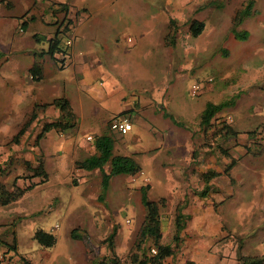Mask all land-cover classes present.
Here are the masks:
<instances>
[{
    "label": "rangeland",
    "instance_id": "1",
    "mask_svg": "<svg viewBox=\"0 0 264 264\" xmlns=\"http://www.w3.org/2000/svg\"><path fill=\"white\" fill-rule=\"evenodd\" d=\"M5 1L8 2L7 10L11 15L24 13L25 5L23 3H28L30 6L28 13L34 15L36 24L45 25L44 20L50 18L49 20L52 22L50 25H55L61 18L60 12L54 13V15H45L48 13L46 6L43 8V15H40L36 7L38 5H34L32 0ZM170 1L177 3L181 0ZM227 1L230 0H213L214 11L209 13L212 21L204 19V27L196 35L188 33L187 24L189 17H191L187 16L188 11L183 12L182 18H178L179 12H172L171 19L173 22L166 28L167 30L169 28L175 29V38L176 34L178 35L177 42L168 45L170 46L169 50L157 43L156 32L159 28L157 25L156 28L153 27L148 32L147 37L150 39H145L147 43L144 42L143 45V42L141 43L135 35L134 45L129 47V51L126 52L125 36L130 35L129 33L132 34L134 32L132 27L135 26L128 16L129 13L124 12L123 8L117 10L122 19L121 23L109 32V35L105 37L106 40L102 43L108 45L110 49L116 47L122 53H131L136 61L123 59V54L117 56L115 60L112 55L109 56L110 64L113 63L117 66L120 79L116 77L118 80L117 91L109 92L106 88L103 99H98V101H100L101 106L104 105L109 110L120 108L115 114H122V107L135 106L136 93L134 90L151 87L148 94L151 98L150 109L147 107L144 111L139 110L140 112L136 115L134 114L136 110L129 113L125 112L129 117L131 128L123 134L116 132L112 135L113 152H122L123 149L127 153L136 151L133 153V158L140 165L142 174L132 180L130 176L128 177L127 174L123 173L111 175L105 194L99 199L94 197L100 192L97 188L99 181L98 177L95 176L96 170L86 174L88 176L87 181L75 184L78 175L73 173L78 171L74 169V159L76 157L80 159L82 155L79 154L81 152L72 149V141L77 144L91 143V140H85V135L98 132V127L90 124L92 116L80 115V111L76 108L78 123L75 130L73 129L71 133H58L52 129L47 131L39 141L37 149H40L42 154L39 153L38 156H41L43 167L47 172L46 181L41 182V184L38 183L6 206L0 205V209L3 211L0 220L8 223H11L12 220L15 221L13 222L15 248L14 245H11V232L4 229L0 230L1 239H5V241L9 239L7 243L0 240V264H92L111 255L108 244L103 238L113 226L116 229L112 246L115 256L122 264H134L129 260L131 252L142 256L143 253L147 254L145 250L143 252L144 247L153 246L149 238L142 241L141 246H144L142 249L136 246L137 239H139L138 227L144 215L138 186L142 181H146L145 179L142 180V177L146 176L151 185L147 192L149 199L156 200L158 196L166 194L169 184L160 179L157 171L154 172L158 169L156 162L162 158L172 157L171 151L179 153L186 145L190 149L194 147L186 135L191 132V135L194 136L196 131L201 132V128L197 125L196 116L204 104L207 101L218 102L234 95L233 103L223 106L217 114L220 116L230 114L232 116L230 123L237 130L249 129L255 123L264 121V64H260L261 60H264L260 57L263 50L261 46L264 43L259 40V38H264V0H255L254 10L236 27L248 31L249 36L245 39L226 36V29L217 31L214 25L216 22L214 16H217V13H221L222 18L225 17L226 14L224 15L223 12L229 8ZM232 3L237 2L233 0ZM38 4L46 5L45 2ZM4 13L7 14L4 2H0V50H2L3 55L10 54L7 59H4L5 55L0 58V126L6 125L7 127L8 125L9 128L13 126L15 129L27 110L23 103L16 101L19 99L16 85L5 83L4 78L7 75H17L22 72L21 68L27 59L20 49L24 48L22 44H26V42L19 36L28 35L35 23L30 22L26 29L21 31L19 27L13 26L16 22L15 18L9 21L6 17L8 15H4ZM202 13L204 12L202 11ZM145 14L144 18L147 19V9H145ZM130 16L135 17L136 15L130 13ZM205 16L202 15V17ZM151 23L153 21L149 22L148 28L152 26ZM10 30L13 31L14 37H19L20 42L18 43L21 44V47L18 48L20 49L14 47L16 38L11 40ZM186 33H188L187 38L184 37ZM96 45L100 46V43L96 42ZM96 45L94 44V48ZM156 52L179 54L180 59L178 61H183L184 69L178 68L177 71L170 69L167 75V70L164 69L166 60L154 56ZM45 62L46 73L50 69L47 64L50 61ZM174 62L175 60L171 61L172 65ZM51 63L53 65L54 62ZM121 64L126 66L123 67ZM125 71H127L126 75ZM94 77V74H88L80 80L89 84L94 80ZM97 82L98 78H96L94 85H98ZM52 83L48 82L45 77L37 83L38 85L49 86L43 91H34L38 93L42 101L49 100L50 102L51 96L58 94L59 90L55 87L56 80H53ZM105 84L106 82L102 83L103 86ZM191 84L198 86L195 94L190 93ZM160 85H162L161 91L155 88ZM120 97L122 99L118 100ZM90 98L92 99V97ZM90 104L89 101L87 106ZM109 110H103L100 114L103 113L107 116L110 114ZM148 110L150 113H147ZM163 111L170 113L179 124L172 122L168 116H164ZM242 132L246 133L245 131ZM205 133L210 134L211 130L208 129ZM7 135L0 131V143H11ZM198 140L213 147L207 153L211 157L213 154L214 162L221 166L223 158L220 157V150L224 147V140L221 137L212 139L211 135L198 138ZM170 145L173 147L170 148ZM200 147L201 145L197 146V148ZM250 154L249 157L240 158L237 173L231 176L233 183L238 180L232 189L233 195H229L223 206L214 214V217H210V219L222 218L221 220L229 229L227 231L229 235L226 237L231 244L228 243L221 247L217 243L218 237L223 236V233L210 234L206 232L202 237L203 242L212 238L214 244L211 250L227 252L230 247L234 249L235 255L227 254L225 256L222 253L223 257L227 259L225 264H234V261L238 260L239 254L264 255V214L262 218L259 217L261 210L259 206H262L254 207L246 219L248 206L256 204L255 201L250 203V198L257 200L263 197L260 191L263 189L264 177L261 172L257 173L253 169L264 165V152L258 160L255 157L256 154L253 152ZM7 158L0 155V167L3 170L18 163L14 155H11L10 162ZM104 166L107 170L108 163H105ZM236 167L237 164L231 168L230 172L234 173ZM93 176L96 178L93 180L96 192H93L95 195L89 196L84 191L89 180L94 178ZM60 178L63 180L60 181ZM73 179H75V183ZM240 181H244L241 182L242 185L239 184ZM249 181L255 183L254 189L245 192L248 187L246 182ZM218 194L213 195L215 200H218ZM169 198L171 201L174 199L172 194ZM170 200L165 199V204L160 207L162 210V214H160L162 233L160 241L164 243L167 241L172 243L171 236L174 229L171 215L167 212L170 210ZM166 201L169 204H166ZM206 207L208 208L209 205ZM15 214H18V217H15ZM54 224L56 226L51 233L54 234L55 241L51 246H40L31 237L36 227H41L47 231ZM72 228H76V232L82 236L71 238L69 232ZM176 247H174L173 252L176 251ZM196 249H198L197 245ZM194 250L188 254L201 260L204 264L203 249H200L201 253L198 255ZM20 256L27 263L21 260ZM217 256L218 254L215 252V257ZM214 258L209 260V264L221 263L218 262L217 258L216 260ZM183 263L185 264V262Z\"/></svg>",
    "mask_w": 264,
    "mask_h": 264
},
{
    "label": "crops",
    "instance_id": "2",
    "mask_svg": "<svg viewBox=\"0 0 264 264\" xmlns=\"http://www.w3.org/2000/svg\"><path fill=\"white\" fill-rule=\"evenodd\" d=\"M48 0H32L31 2L38 8V13L40 15H43V8L44 5H39L38 3L45 2L47 4ZM53 1H59L64 2L67 6L66 10V18L70 22V28L69 30L73 34V41L70 47V51L68 54L67 62L64 64V66H59L57 62H54V60L49 57L45 53H39L40 50L45 49L46 42L45 38L50 36L53 32V29L55 28V25H50L52 22L49 19L44 20V24H36L35 18L32 20H26L27 24L25 28H22L21 31H24L27 27V25L32 22L35 23L34 27L32 28L31 32L26 35H18L23 40H25L26 44H22L24 48H18L21 47V44L18 43L20 40L19 37H14L12 35V30H10L11 33V40L16 38L15 40V46L16 48L22 50L23 55L26 57V61L24 62L22 66V72L17 75H7L5 76V83H14L18 89L19 92V99L16 100L17 103H23L26 108V114L23 115V119L18 124L17 128L13 129V126L9 128V126H0V131L5 133L9 138L11 139L12 135L16 132V130L19 128V126L23 123V121L26 119L28 113L32 110V107L37 104L34 112L35 116L30 121V123L26 126V128L22 131V133L18 136L17 141H11V143H0V155L1 157H8L7 160L10 162L11 155L15 156L18 160V163L13 165L9 169L2 170V173H0V182L4 183L7 188H10V183L12 181V178L17 175H23V174H29L30 171L26 169L22 163L23 160H27L30 162L31 165H35L37 163V158L41 157L38 156L39 153H41V150L37 149L39 146V141L41 138L45 136V133L49 130H54L55 132L62 133V132H69L76 128V125L78 123V116L76 112V108L78 109L80 115H89L92 116L90 124L96 125L98 127V132L92 134V139L95 135H99L101 133H109L111 136L115 134L116 132H113L109 129V122L110 119L118 114H115L120 110L119 109H112L109 110L106 106L100 105V101L98 99H103V95L106 93V88L109 92L112 90L117 91V83L118 80L116 77L120 79V76H118V69L117 66L113 63L110 64L109 56H113V59L115 60L117 56L122 55L123 59L133 60L136 61L131 55V53H122L119 48L113 47L112 49L108 48V45L103 44L102 42L105 41V37L109 35V32L115 28V26L119 25L121 23V17L119 16L117 10L119 8H123L122 10L126 13H129L128 16L131 18V22L133 24L132 27L133 33L127 34V36L131 37V41L127 42L126 39H124V42L126 43L125 46L127 48L126 52H128V48L134 45L135 42V35L139 38L140 42H144L145 39L147 40V34L148 32L158 25L159 28L156 32V39L158 45H162L168 50L170 49L168 45L164 43L163 36L167 32V23L168 19L172 18L171 13L172 12H179L180 14L177 15L178 18L183 17V12L188 11L187 16L190 19H188L187 27H189V24L192 20H200L202 21V28L199 32L202 31L204 27V19L212 21V17L209 16L210 12L214 11V5L213 0H181L179 2H172L170 0H53ZM233 0L227 1V4H229V8L225 10L223 13L225 15L224 18H222L221 13H217L215 26L217 31L221 29H226V36H233L231 29L235 28V30H239L240 32L244 31L246 33V38L249 36L248 31L245 29H237V25H239L246 16L250 15L252 10H254V1L255 0H236L237 3L233 4ZM248 1H250V8L246 15L242 16L239 22L233 23L232 22V16L234 12L237 9L242 8ZM7 2V1H6ZM5 12L4 15L8 18L9 21H11L12 18H15L16 22L13 25L14 27L19 26V22L22 19H28L29 15H32V13H28L30 10V6L28 3H23L25 5V12L21 13L19 15H11L10 12L7 10V6L5 5ZM47 7V6H46ZM45 7V8H46ZM145 9L148 10V18L145 19ZM150 11V14H149ZM202 11L204 13H202ZM130 13H135V17H131ZM48 14L52 15L49 11L45 15L48 16ZM169 14V15H168ZM206 15L205 17H202V15ZM181 15V16H180ZM34 17V15H32ZM212 16V15H211ZM227 16L228 21H227ZM10 17V18H9ZM54 19V17H53ZM153 21L152 26L148 28L149 22ZM148 23V24H147ZM198 32V33H199ZM176 33V32H175ZM189 33V31H188ZM188 33L184 35L185 38L188 37ZM190 34V33H189ZM177 35L176 38H174V44L177 42ZM31 37V38H29ZM150 39V38H148ZM237 39V38H236ZM261 43H264V38H259ZM96 42L100 43V46L96 45ZM147 43V42H146ZM94 44L96 47L94 48ZM261 46L263 48L260 57L264 59V44ZM12 52V51H11ZM10 52V53H11ZM5 55V54H4ZM2 50H0V58L4 56ZM10 55V54H9ZM9 55H5L4 59H7ZM154 56L158 58H165L166 60L164 69L168 71L170 69L177 71V69H184L183 61H178L179 54H167L164 52L158 53L156 52ZM183 56V55H182ZM184 59V57H181ZM172 60H175V62L171 63ZM187 60V59H184ZM35 61L39 64L40 72H39V78L34 79L30 77V73L28 72V68L31 65V63ZM45 61H50L47 64L49 65V68L45 73L44 63ZM51 62H54L53 65ZM179 63V64H178ZM264 64V60H261L260 64ZM123 67H125V64H121ZM66 67V68H65ZM64 68V69H63ZM65 70V71H63ZM110 71V72H109ZM175 71H170L174 73ZM169 72V73H170ZM125 75L127 74V71L124 72ZM88 74H94V80L90 82L89 84L83 83L80 79L84 75ZM45 79L52 83L53 80H56L55 87L59 90L58 94H55L51 96L50 102L54 97L57 96H64L69 103V106L71 108V111L74 114V119L76 121L75 126L72 129L67 130H57L54 128H51L47 130L44 135L38 139L37 144H33V140L35 137V134L38 132L40 125L44 121H52L54 119H57L60 116V111L57 107L50 104L49 100L42 101L38 96V91H43L49 86L38 85L40 81ZM98 78V85H94V82ZM106 82V84L103 86L102 83ZM36 83V85H35ZM53 84V83H52ZM161 86L155 87L156 89H160ZM37 92H34L36 91ZM151 90V87H147L140 90H134L136 93V101H134L135 106H124L122 107L121 111L122 114H126L129 112H134V114H138L139 110H145L147 107L150 109V103L151 98L148 95L149 91ZM36 93V94H34ZM35 95V98L33 96ZM92 97V99L90 98ZM119 97V95H118ZM89 100H88V99ZM122 98L120 97L121 100ZM90 101V106H87ZM97 101V102H96ZM213 102V101H210ZM219 102V101H218ZM45 104L44 106L40 107V104ZM119 103V102H118ZM216 103V102H213ZM203 108V107H202ZM103 110H109L110 114L104 115L103 113L100 114ZM201 111V110H200ZM199 111V113H200ZM86 112H88L86 114ZM126 112V113H125ZM147 113H150L149 110ZM198 113V115H199ZM100 114V115H99ZM121 114V113H120ZM198 115L196 116V119L198 121ZM171 124V123H169ZM264 124V121H259L255 123L251 128L245 129V130H237L232 125L231 127L236 131L235 135H229L225 137H221V139L224 140L223 142V149L220 150L221 154L220 157L223 159L222 165L218 166L214 162V157L212 154V157L210 154L207 153V151L210 150V148H213L212 146H209V144H205L204 142H199L198 138H205L208 135L212 136V139H216L219 137L218 135H212V132L210 134H206L204 131L201 130V132L196 131L194 136L191 135V132L188 133L186 136H188V139L192 143L191 149L188 148V146H184L179 153H175L174 151H171L173 153L172 157L170 158H162L161 160L157 161V171L159 173L160 179H163L162 181L168 182L167 191L165 195L158 196V198L163 197L164 200L168 199L170 200L169 196L172 194L174 199L170 203V210L167 211L168 214L171 215V219L173 221V214H174V207L177 203L180 204V211L184 214V225L181 228L179 232V240L176 244V251L172 252L170 255L164 258L163 264H182V262H185V264H203V262L197 258L191 257L190 251L195 249L196 255L198 253H201V248L203 249L202 257L205 260L204 264H209V260H212V258L215 257V252L218 254L216 258L218 259V262H221L220 264L226 263V257H223L228 255H235L234 249L230 247V250L227 252H224L223 250H211V247L213 246L214 242L211 240L207 242L202 241L203 234L206 232L212 234V233H220L223 236L218 237L217 243L222 246L225 244H228L231 242L228 240V237H226L228 234V228L226 224L221 219H210V217H214V214L219 211L221 206H223L226 198L229 195H233V188L238 183V180L233 183L232 181V175L237 173L238 163L240 158L247 156L249 157L251 152L253 154H256V159L258 160L262 153L264 152V142L262 144L253 143L252 138L248 134H244L242 131H248L255 127L262 126ZM198 125V124H197ZM131 128V126H130ZM198 128V127H197ZM176 134L180 135L179 133L175 132ZM120 134V133H118ZM92 139H90L92 141ZM86 140V139H85ZM198 145H201L200 148H197ZM72 149L74 151H79L82 155L81 158L92 154L95 152L93 142L91 143H81L77 144L76 142L72 141L71 145ZM173 146L170 145V148ZM114 149V144L112 146V152ZM126 150L123 149L122 152H113V153H120V154H126L133 157V153H136V151L133 152H125ZM226 151V152H223ZM215 153L217 151H214ZM175 153V155H174ZM222 155V156H221ZM233 157L235 159L234 165L237 164V167L234 171V173H231L230 170L234 166H232L227 173L223 172L224 165L228 162L229 158ZM80 158V159H81ZM79 158L76 157L75 160H78ZM135 159V158H134ZM18 165V166H17ZM140 166V165H139ZM14 167V168H13ZM44 168V167H43ZM78 172H74L73 174L78 175L76 177V183H81L82 181H87L88 176L86 174H90L92 170L95 171V176L98 177V181L100 182V173L97 169L92 170H84L80 168H74ZM103 169H105V166L103 165ZM45 170V169H44ZM255 172L260 173L264 177V165H261L260 167H255L253 169ZM46 172V170H45ZM85 173V174H84ZM47 174V172H46ZM99 174V175H98ZM142 174V169L140 167V170L134 175V177H137L138 175ZM70 175V173H69ZM94 177V176H93ZM129 177V175H128ZM37 176H33L30 178V180L35 181L37 180ZM144 178L147 179L146 176L142 177V180ZM47 179V175H46ZM92 179V177H91ZM240 179V178H239ZM63 179L60 178V181ZM93 180H96L94 177L92 180H89L88 186L84 192H86L89 196L95 195V186L93 183ZM46 181V180H45ZM70 182V179H69ZM95 182V181H94ZM243 183L244 181H240ZM43 183V182H42ZM71 183V182H70ZM147 183L149 185L148 190L150 189V182L148 180L142 181L141 184ZM248 183V187L246 188L245 192H250L252 189H254L255 183L253 184L252 181L246 182ZM15 184L18 186H23L24 181L20 176H18L15 180ZM41 184V183H40ZM140 184V185H141ZM218 184V185H216ZM37 185V184H35ZM34 185V186H35ZM139 185V186H140ZM32 186V187H34ZM138 186V187H139ZM205 186V191L203 195H199L198 191L201 190ZM31 187V188H32ZM29 188V189H31ZM97 188H99V183L97 184ZM262 198L254 200L253 198H250V203L255 201L254 205L248 206V213L246 215V219L248 218V214H251V211L254 207H257L258 205L261 209L259 214L260 218H262V215L264 214V183L262 185ZM25 190L18 198H20L26 191ZM146 192V193H147ZM99 193V192H98ZM98 193L95 198H98ZM215 193H219L218 200H215L213 195ZM16 198V199H18ZM156 198V199H158ZM15 199V200H16ZM253 199V200H252ZM13 200V201H15ZM13 201H10L8 203H11ZM7 203V204H8ZM7 204L1 205L6 206ZM165 204V201H164ZM166 204L167 203L166 201ZM209 207L207 208L206 206ZM162 210H160L159 207V218ZM3 211L0 209V219L2 218ZM15 217H18V214H15ZM262 220V219H261ZM11 221V223H8L4 220H0V230L4 229L5 231H10L12 237L14 236V224ZM8 224H10V227H8ZM55 226H51L48 232H51ZM41 228V227H36ZM35 228V229H36ZM43 229V228H42ZM202 229V230H201ZM44 230V229H43ZM174 230V229H173ZM34 231V230H33ZM46 231V230H45ZM32 235V234H31ZM1 241H5V239H1ZM9 240V239H8ZM8 240L5 241V243L8 242ZM161 240V239H160ZM166 243H169L168 241ZM172 245V243H169ZM15 248V243L13 244ZM196 245L198 249H196ZM202 245V246H201ZM225 250V249H224ZM172 262V263H171ZM234 264H239L238 260L234 261ZM184 264V263H183Z\"/></svg>",
    "mask_w": 264,
    "mask_h": 264
},
{
    "label": "trees",
    "instance_id": "3",
    "mask_svg": "<svg viewBox=\"0 0 264 264\" xmlns=\"http://www.w3.org/2000/svg\"><path fill=\"white\" fill-rule=\"evenodd\" d=\"M0 2L6 3L8 2L5 0H0ZM47 10L54 15V13L60 12L61 18L56 23L55 28L50 36L45 38L46 47L43 50H40L39 53H45L49 57H51L54 62H57L59 66H64L63 61L64 58H61L60 55L62 54H69L71 45L65 43V37L69 33V20L66 18V10L67 6L64 2L48 0L46 4ZM250 8V1H248L242 8L237 9L233 16L232 22L236 23L239 22L242 16L246 15ZM34 17L29 15L28 19H22L18 24L19 28H25L27 21L32 20ZM173 22V19H168V25ZM202 28V21L200 20H192L189 24L188 31L192 35H196ZM234 38L245 39L246 33L244 31L240 32L239 30H235V28L231 29ZM175 29H168L165 35L163 36L164 43L166 45L174 44L175 38ZM28 72L30 73V77L34 79L39 78V64L35 61L31 63L28 68ZM234 95H231L219 102L213 103L207 101L203 108L201 109L198 115L197 124L202 131L211 130L212 135H218L219 137H225L229 135H235L236 131L231 127V123H226L225 121H221L220 116L217 112L226 105H230L234 101ZM46 104V103H45ZM40 104L39 106L42 107L45 105ZM50 104L57 107L60 111V116L57 119L52 121H44L40 125L38 132L35 134L33 144H37L38 139H40L44 133L51 129H57L60 131L72 129L76 121L74 119V114L71 111L69 106L68 100L64 96H57L54 97ZM37 104L34 105L26 119L23 123L19 126L16 132L12 135L11 141H17L18 136L22 133V131L26 128V126L30 123V121L35 116V108ZM162 114L164 116H168L172 119V122L179 124L170 113L163 111ZM251 138L253 143L261 144V138L263 137L264 142V124L259 127H255L251 130L245 131ZM259 132V133H258ZM259 141V142H258ZM93 146L95 152L89 154L81 159L74 161V167L80 168L84 170H92L97 169L100 173V182L99 188L100 192L98 193V199L105 194L107 189L110 176L113 174H127L129 176L135 175L139 170L140 166L135 161V159L126 154L120 153H113L112 146H113V138L109 133H101L99 135H95L92 139ZM226 152V151H223ZM24 167L30 171L29 174L17 175L12 178L10 183V188H7L4 183L0 182V204L4 205L10 201L15 200L18 198L25 190L31 188L35 184L41 183L46 180V172L43 168V162L41 157L37 158V163L35 165H31L30 162L27 160L22 161ZM108 163V169L104 170L103 165ZM235 159L230 157L228 162L223 167V172L227 173V171L234 165ZM2 168L0 167V173H2ZM4 171V170H3ZM20 176L24 181L23 186H18L15 184L16 178ZM37 176V180L32 181L30 180L31 177ZM75 183V179H73ZM149 185L147 183L141 184L138 187L139 191V199L141 204L144 207V215L142 222L138 227V235L139 239H137L136 246L137 248H143L142 241L145 238H149L151 243L155 247V253H151L149 250L150 246L144 247L143 252L146 251L147 254L140 256L137 255L135 252H131L129 254L130 262L134 264H163V260L165 257L170 255L174 247L179 240V232L184 225V214L180 211V204L177 203L174 207V214H173V233L171 236L172 245L169 243L161 242V230H160V218H159V207L164 205V198L160 197L156 200L149 199L147 197V189ZM205 191V186L198 191L199 195H203ZM115 226L111 228V230L105 235L103 240L108 244L110 249L111 255L107 258L99 259L92 264H122L120 260L115 256L113 251V237L115 235ZM69 236L71 238H79L82 235H79L76 232V228H72L69 232ZM31 237L36 240L40 246H51L55 241V236L51 232L45 231L42 228H36L32 232ZM11 245L14 244V237H12ZM152 246V245H151ZM145 250V251H144ZM21 260L27 263V261L20 256ZM239 264H264V255L260 256H248V255H238Z\"/></svg>",
    "mask_w": 264,
    "mask_h": 264
},
{
    "label": "built area",
    "instance_id": "4",
    "mask_svg": "<svg viewBox=\"0 0 264 264\" xmlns=\"http://www.w3.org/2000/svg\"><path fill=\"white\" fill-rule=\"evenodd\" d=\"M70 28V25H69ZM125 39L127 42L131 41V37L130 36H125ZM73 41V34L72 32L69 30L68 35L65 37V43L71 45ZM61 58H64L63 64H66L67 62V58H68V53L67 54H62L60 55ZM198 89V86L196 84H191L190 85V93L191 94H195L196 91ZM221 121H225L226 123H230L232 121V116L230 114H226L224 115L222 118H220ZM130 121H129V117L126 114H118L113 116L110 119L109 122V129L113 132H117L120 134L125 133L127 130L130 129ZM259 133V132H258ZM85 139L86 140H90L92 139V136L90 134H86L85 135ZM261 140H263V137L261 138ZM131 180L134 178V175L130 176ZM145 180H147L146 178H144ZM128 221V220H126ZM54 226H56V224H54ZM149 250L151 253H155V247L154 246H150Z\"/></svg>",
    "mask_w": 264,
    "mask_h": 264
}]
</instances>
